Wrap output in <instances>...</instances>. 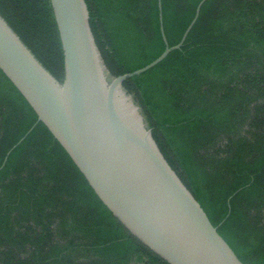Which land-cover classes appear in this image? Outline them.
<instances>
[{
  "label": "trees",
  "instance_id": "1",
  "mask_svg": "<svg viewBox=\"0 0 264 264\" xmlns=\"http://www.w3.org/2000/svg\"><path fill=\"white\" fill-rule=\"evenodd\" d=\"M200 1L162 0L170 46ZM96 3L128 73L163 53L158 0ZM0 6L64 73L50 0ZM131 79L218 232L244 264H264V0H207L181 48ZM37 119L0 69V264H169Z\"/></svg>",
  "mask_w": 264,
  "mask_h": 264
},
{
  "label": "water",
  "instance_id": "2",
  "mask_svg": "<svg viewBox=\"0 0 264 264\" xmlns=\"http://www.w3.org/2000/svg\"><path fill=\"white\" fill-rule=\"evenodd\" d=\"M206 1L170 46L158 0L166 48L129 73L96 0H50L64 73L0 6V69L140 243L169 264H244L212 223L131 79L181 48Z\"/></svg>",
  "mask_w": 264,
  "mask_h": 264
}]
</instances>
